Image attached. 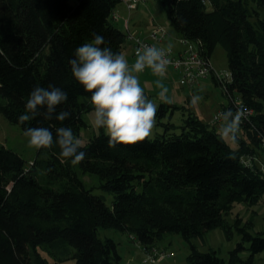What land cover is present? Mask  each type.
I'll list each match as a JSON object with an SVG mask.
<instances>
[{"label": "trees", "instance_id": "1", "mask_svg": "<svg viewBox=\"0 0 264 264\" xmlns=\"http://www.w3.org/2000/svg\"><path fill=\"white\" fill-rule=\"evenodd\" d=\"M177 34L200 43L210 59L216 46L227 57L229 79L217 81L228 106L241 103L253 112L231 149L218 132L199 121L180 135H160L133 146L109 149L106 134L94 136L79 150L86 153L78 165L59 156L55 144L40 149L26 166L13 151L0 145V264H120L117 244L98 238L100 229L128 234L145 256L139 264H155L168 255L155 246L164 234H179L189 245L186 264H253L264 251V237L249 232V224L233 225L241 242L228 260L213 249L200 252L193 238L203 239L214 229L231 236L225 216L235 202L257 203L264 194V178L245 167L243 155H259L264 141V0H156ZM121 0H0V113L24 131L70 127L79 137L85 126L81 114L92 110L86 93L71 74L69 61L77 47L102 35L113 53L130 47L127 33L112 21ZM60 88L67 101L56 114L68 111L64 121L42 116L19 123L36 87ZM146 95V93L144 92ZM170 103H160L156 118L164 117ZM43 111V109H41ZM94 175L98 188L112 195L108 206L102 196L78 177ZM43 174V184L38 176ZM264 234V232H262ZM244 244L248 247L245 248ZM67 246V247H66ZM50 248L53 263L37 251ZM249 252L246 260L240 258ZM63 252V254H61ZM144 260H147L144 262ZM127 264H132L131 262Z\"/></svg>", "mask_w": 264, "mask_h": 264}, {"label": "rangeland", "instance_id": "2", "mask_svg": "<svg viewBox=\"0 0 264 264\" xmlns=\"http://www.w3.org/2000/svg\"><path fill=\"white\" fill-rule=\"evenodd\" d=\"M73 3V0H71ZM125 5V10L121 6ZM115 9V19L113 24L122 32L125 33V28L123 23H127L131 17V23H129L130 30H136L140 32V29H146L149 24H156L153 26L151 31L157 26L164 29L167 32V38L161 43L163 47H175L177 48V34L172 28L169 19L164 11V9L157 3L156 0H139L135 4V8L128 10L126 3L121 1ZM140 12L134 17V12L137 8ZM120 9L125 14L124 21H119V14L116 10ZM264 16V9L261 12ZM117 17V18H116ZM149 32V34L151 33ZM132 35H138L140 39L144 38V34L147 32H140L142 36L131 31ZM134 32V33H133ZM144 40V39H142ZM160 43V44H161ZM156 46L160 44L154 43ZM184 49V48H183ZM123 54L129 60V63L134 62L135 57L132 55L130 47L123 50ZM210 64L215 74L224 76H229L228 64L225 51L216 46L210 56ZM157 79H162L164 85L168 88V98L171 101L170 104L175 105L176 109H168L164 117L156 118V125L153 129L152 135L148 139H154L160 135L173 136L180 135L184 132H188L192 125H189V121H199L202 124L208 125L209 129H214L218 132L219 126L222 122L216 123L214 125L209 124L211 117L216 111L220 110L223 106H228V100L223 96L222 89L216 83L218 79L215 76L210 75L204 81H202L196 88H189L180 80V74L172 68H167L165 76L163 78L154 75L150 69H145L139 74V81L141 87L144 89L146 96L157 104V108L162 102L158 99L159 89L155 86V81ZM200 96L202 99L196 103L192 104L191 99L193 96ZM81 118L85 124L80 130L78 139L81 140L82 146L86 145L89 140L94 136L100 134H106L104 128H97L94 124V114L93 109L82 112ZM226 142V141H225ZM231 149L237 148L236 144H231L226 142ZM0 145L13 151L19 155L29 166L32 161L37 157L42 159L44 156L42 154L38 155V150L30 148L28 146V137L24 135V131L20 126L11 124L8 122L4 116L0 113ZM262 149L259 146L258 150ZM260 154V153H259ZM78 177L86 185V188H92V194L97 196H102L108 206L111 205L112 195L100 188H98V180L94 175H84L82 176L80 170H76ZM43 174L38 176V182L43 184ZM228 214L225 216L227 224L231 226V236L226 237L223 230L214 229L207 232L203 239L193 238L191 241L193 245L200 252H206L209 249L216 251L217 256L228 260V252L233 250L236 245L241 242V236L233 228V225L237 219L240 220V226H245L249 224V232L253 235L259 233L261 237H264V194L261 195L257 203L254 205H249L244 202H235L231 205ZM247 226V225H246ZM98 238L105 239L111 238L117 244V251L121 257L120 264H127L131 262L132 264H139L143 258H147L145 254L139 250V247L131 243L128 234L120 233L115 230L110 229H100L98 231ZM155 246L166 252L168 255L165 258H158L155 264H186V257L189 253L188 243L179 235L175 233L164 234L161 239L157 240ZM245 248L248 247L244 244ZM67 247V246H66ZM38 253L45 258L48 262L53 263L54 259L50 255V248L48 247H38ZM63 254V252L61 253ZM249 257V252L243 250L240 253V258L246 260ZM61 264H75L73 260H66ZM253 264H264V251L258 253L254 256Z\"/></svg>", "mask_w": 264, "mask_h": 264}, {"label": "clouds", "instance_id": "3", "mask_svg": "<svg viewBox=\"0 0 264 264\" xmlns=\"http://www.w3.org/2000/svg\"><path fill=\"white\" fill-rule=\"evenodd\" d=\"M115 13V11H114ZM127 35L129 32H126ZM105 39L102 35L93 34V39L85 42L74 51V58L69 61L71 74L86 93H90L93 108L94 124L104 128L108 137L109 149L117 145L133 146L145 141L152 135L156 125L157 104L150 100L140 85L139 74L145 69L163 78L170 60L167 50L156 46L141 45L135 51L131 64L122 53H113L108 47H102ZM4 55L0 49V56ZM160 91L158 99L170 103L168 88L162 79L155 81ZM202 97L193 96L192 104ZM67 101V93L60 88L36 87L30 93L25 109L26 113L18 117L23 125L37 116L45 120L64 121L71 116L68 111L56 114V107ZM43 109V111H41ZM250 109L242 103L233 112L231 109L220 112L216 120L222 121L218 129L221 140L236 144L241 123L247 119ZM24 135L28 137V146L36 150L51 149L55 144L60 149L59 156L71 160L72 165L84 161L86 153L80 151L81 140L74 136L70 127L56 128L55 139L48 127H27Z\"/></svg>", "mask_w": 264, "mask_h": 264}, {"label": "built area", "instance_id": "4", "mask_svg": "<svg viewBox=\"0 0 264 264\" xmlns=\"http://www.w3.org/2000/svg\"><path fill=\"white\" fill-rule=\"evenodd\" d=\"M123 2L126 3L127 9L130 11L135 8V4L138 3L139 0H123ZM167 35V32L164 31L163 28L157 26L149 34L150 41L142 40L138 35H132L131 33L128 34L127 41L131 44L135 54L136 49L141 47V45L156 46L154 43L159 45L163 40H165V38H167ZM176 40L178 43L177 48H171V51L167 53V58L170 60V64L167 66V68H172L173 70L179 72L181 79L180 81L187 87L196 88V86H198L210 75L215 76V78L218 79L217 81L221 82L227 81L229 79V76L222 77L221 75L215 74L213 72L210 64V59H207L202 53L199 42L183 37H177ZM156 47L163 48L165 50L169 48L163 46ZM235 110L236 109L232 111L234 112ZM220 112L224 111L221 109L216 111L215 114L211 117L209 124L214 125L216 123L222 122L216 120V115ZM252 115L253 112L250 110L247 119L242 121L241 128L245 123L249 121V118ZM240 161L247 168H250L254 171L255 169H257V172H259L264 178V141H262V150L259 155H243ZM147 260L151 262L154 261L151 256H148ZM147 260H144V262H146Z\"/></svg>", "mask_w": 264, "mask_h": 264}, {"label": "crops", "instance_id": "5", "mask_svg": "<svg viewBox=\"0 0 264 264\" xmlns=\"http://www.w3.org/2000/svg\"><path fill=\"white\" fill-rule=\"evenodd\" d=\"M121 4V3H120ZM121 6L123 7V9L125 10L126 8H125V5L124 4H121ZM137 8V7H136ZM117 12H118V14H119V21H122V23H123V21H124V18L127 16H125V14L123 13V11H121L120 9H118V10H116ZM139 12H140V9H138L137 8V10L134 12V17L135 16H137L138 14H139ZM131 17L129 18V20H128V22L127 23H123V25H124V28H125V33L128 31L129 33H132L131 31H134L135 33H137V34H139L140 36H142V34L140 33V32H144V31H148L146 34H144V38H142V39H144V40H146V41H150V39H149V32L151 31L150 29H152L153 28V26L154 25H156V24H149V23H147V27H146V29H140V32L139 31H136V30H130V28H129V23H131ZM133 32V33H134ZM177 38V37H176ZM163 43V42H162ZM162 43L160 44V46L162 45ZM170 48H172V47H170ZM173 49H176L175 47H173ZM131 64V63H130Z\"/></svg>", "mask_w": 264, "mask_h": 264}]
</instances>
